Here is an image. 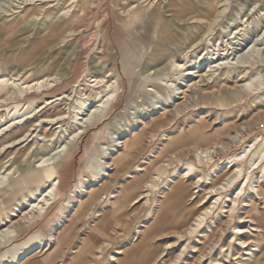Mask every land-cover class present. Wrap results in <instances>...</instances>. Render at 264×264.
<instances>
[{"label": "rangeland", "instance_id": "obj_1", "mask_svg": "<svg viewBox=\"0 0 264 264\" xmlns=\"http://www.w3.org/2000/svg\"><path fill=\"white\" fill-rule=\"evenodd\" d=\"M28 1L33 5L27 6ZM46 1L52 0H0V25L6 21L14 26L5 36L0 33V74L4 71L6 74L22 71V66L13 61L18 58L25 61L29 68L26 82L34 86L41 81L31 91L34 94L29 95L38 96L33 109L35 112L28 116L34 119L28 120L27 117L23 120H28L30 135H33L27 136L28 141L9 149L8 153L1 148L4 140L0 141V176L6 175L2 183L12 176L19 178L32 165L38 166L42 161L64 159L58 190L49 197L54 204H48L46 210L39 209L35 216L30 217L25 230L15 225L19 237L11 244L24 243L34 234L43 236V243L38 246L39 253L26 264H173L172 261L182 251V243L176 245L174 252L167 250L166 247L176 243V239L168 237L170 231L167 223L170 220L165 219L163 225H159L158 221L164 208L162 202L174 183L184 175L186 164L196 166L195 172L203 175V184L201 189H194V192H200L195 194L194 204L181 223L194 219L197 212L195 204L206 190L213 185L228 184L230 175L226 171L238 156H242L247 146L256 143L258 149L264 144V64H260L256 70L259 79L247 86L244 81L255 73L254 69L243 75L234 72L217 82V75H207L204 79L199 77L205 75L211 63L219 57L227 56L229 62L234 63L254 50L258 53V60L264 61V0H220L218 9L223 13L198 49L194 51L187 46V51L182 52L184 48L176 44L173 46L174 58L172 56L158 62L152 58L159 41L157 34H147L148 31L140 25L134 32L127 33L119 21L120 8L115 6V0H90L89 27L76 51L82 55L78 68L80 74L72 71L75 60L69 68V80L74 82V89L61 86L68 76L67 67L62 68L58 76L55 73L59 70H54L55 76L50 78L52 82L45 81L50 76L47 69L38 68L50 59H65L70 51L67 45L72 43L71 38L63 44L60 38H45L40 43L37 40L43 38L47 29L62 18L55 14L62 16L66 13L63 19H68L77 4L68 10L67 0H54L45 5L43 2ZM136 1L132 0V6L137 5ZM165 2L141 0L145 6L163 3V7ZM49 8L54 11L51 18L46 17ZM33 10L36 16L21 21L23 15ZM106 28L109 43L103 38ZM169 39V35L162 36L161 43L168 46ZM185 58L189 69L187 73L191 71L193 75L189 79L174 74L171 68L175 61L182 63ZM124 61L133 69L132 78L123 72ZM93 76L101 79L103 84L117 86L123 82V94L111 112L90 126L76 144L79 139H73L75 127L69 117L74 113L69 107L74 106L81 92H88L87 86L92 85L88 81L94 80L90 78ZM190 80L197 83L195 90L190 88ZM159 82H163V85ZM154 85L156 87L152 88ZM166 85L171 90H165ZM179 88L188 91L186 96L177 94ZM174 93L177 94L176 99L173 98ZM57 98L60 100L48 105L47 102ZM27 106L26 101H21L16 117L23 116ZM13 108L0 101V119L1 116L6 120L11 119ZM43 108L46 109L40 113ZM8 113L11 114L10 118ZM60 113L67 115L65 123H43L42 119L55 118ZM76 124H81V121L77 120ZM123 142L130 147L122 148ZM131 144L135 146L131 147ZM97 145L101 150H97ZM214 145H219L218 151L213 154L214 160H205L206 164L200 169L197 149H208ZM68 150L70 155L67 157ZM250 150H247V155ZM99 156L108 165L117 163V171L111 167L109 177L95 180L88 167L94 166ZM250 160L244 164V170L252 175L254 168H251ZM214 166L219 167L218 177L212 173ZM242 178L226 186L233 190L231 196ZM260 179L259 176L252 180L253 195L250 198H258L255 186ZM80 181L83 184L79 187ZM188 181V178L184 180L189 184L196 179ZM153 182L154 188H148ZM51 183L42 184L41 191H45ZM36 188V185H27L24 190L17 191L5 185L0 187L4 197L11 200L8 206L20 208L13 222L18 223L30 211L20 202L25 196L30 198V193ZM140 195L147 197L141 203L134 204ZM31 198L33 201L36 199ZM222 206L224 208L203 222L201 231L211 241H207L203 248L208 255L200 262L199 254H190L194 250L189 248L184 264H215L210 262L214 254L210 252L211 244L215 246V254L221 250L223 254L226 253L233 233L237 232L234 227L239 219L231 220L226 213L230 203ZM239 215L244 217L242 213ZM3 228L0 224V230ZM250 236L257 245H262L258 233ZM8 246L9 243L0 246V260L11 257L8 253L11 247ZM250 250L256 253L251 264H264V249L261 251L251 247ZM120 252L121 255H118ZM232 253V260L246 254L236 249ZM112 256L116 261H112ZM215 259L218 264H240V259L233 263H226L220 256ZM246 259V256L242 258Z\"/></svg>", "mask_w": 264, "mask_h": 264}, {"label": "bare ground", "instance_id": "obj_2", "mask_svg": "<svg viewBox=\"0 0 264 264\" xmlns=\"http://www.w3.org/2000/svg\"><path fill=\"white\" fill-rule=\"evenodd\" d=\"M51 2H54V0L43 3L48 5V3ZM136 2L137 5L132 6V0H115V6L120 8L119 21L124 25L127 33L132 31L134 32L136 27L140 25L148 31L147 34H149V32L157 34L159 41L156 43V49L154 51V55L152 56L154 60L156 59V62L168 57H172L174 55L173 46L176 44L181 45L184 48L182 52L187 51V46H189L188 48L196 51L201 45V42L212 31L213 25L218 21L223 13L218 9L220 0H166L163 7V3H152L150 6H145L143 3H141V0H137ZM27 3V6L33 5L31 1H28ZM67 4L69 5L68 10H71L74 5L77 4L75 9L72 11L70 18L63 19L64 16H66V13H64L62 16L61 14H55L56 17L60 16L62 18H60L58 23L52 24L47 29V34L43 38L38 39V42H36L40 43V41L44 40L45 38H60V43L63 44L65 40L71 38L72 43L67 45V47L70 48V51L65 59L63 57L58 60L50 59L49 61L44 62V64L38 66V68H46L50 76L45 81L52 82L53 80H50V78L55 76L54 70H59L57 73H55L58 76V74L61 73L62 68L67 67L66 72L68 71V74L66 75L68 76L63 80L61 86L65 88L71 86V89H74V82L69 80V75L71 73L69 68L72 66V61L75 60L76 65L72 71L76 75L80 74L78 68L82 55L81 53H76V51L80 47L78 46L80 40L83 38L86 30L89 27L87 23L90 16V0H67ZM34 7L36 6L34 5ZM51 8H49L50 10H48L46 13L47 18H51L54 15V11L51 10ZM76 8H78V10H76ZM36 11H39V9ZM36 11L33 10L31 12H27L26 15L21 17V21H26V18L36 16ZM7 12L9 13L11 11ZM13 27L14 26L11 24V22L3 21L0 25V33L5 36ZM238 33L239 32H236V34ZM165 35L170 36V39L167 42L168 46L161 43V38ZM103 38L104 41H107L108 43L110 42L107 28L104 29ZM236 38L237 37H235V39ZM208 54L209 53L207 52L206 55ZM215 57L216 56H213V58ZM186 60L187 59L185 58L184 62L182 63L175 61L171 67L172 72L174 74H180L183 79H189L192 75L191 71L187 73L189 69H187ZM13 61L22 66V71L13 74H6L4 71L2 72L3 74L1 73L2 76H0V101L7 105V107L14 106V115L11 119L6 120L3 116H1L2 118L0 119L2 120V122H0V141L4 140V142H2L1 148L3 150H7L5 153H8L9 149L15 148L25 141H28V139L26 140V137L30 135L31 126H29L27 123L29 119H34V117L28 116L35 112L33 109L34 105L36 104V99L38 98L36 95L32 97L29 95L34 94L31 91L34 89V87L40 85L41 83V81H38V83L33 86L26 82L25 76L27 75L29 68L24 64L25 61L23 62L22 60H18V58L14 59ZM260 64H264V61H259L258 53L254 50H251L244 57H241L234 63L229 62V58H227V56L226 58L219 57L216 61L211 63L212 66H210V70L208 69L209 71L205 75H201L199 77L204 79V77L207 75L211 77L217 75L215 80V82H217L220 79H224L225 77L228 78L234 72L243 75V73L254 69L255 73L250 76L248 80L244 81L247 86L248 84H252L259 79L256 70H258ZM122 67L124 74L129 78H132V67L125 61L123 62ZM90 78H94V80L88 81L92 84L87 86L89 88L88 92H81L79 97L75 100L74 106L69 107V109H72L74 113V115L69 117V119H71L70 123H73L75 127V131H73V139H79L76 144H78L82 137L88 132L90 126L111 112L123 94V82H120L117 86H115L114 84L111 85L109 83L103 84L101 79H96L94 76ZM54 82L56 83L57 80H54ZM43 83L44 82H42V84ZM159 83L161 86L163 85V82ZM151 87L155 88L156 86L154 85ZM190 88L195 90L197 88V83H195L193 80H190ZM165 90H171V87L166 85ZM178 90V95L186 96L188 92L183 88H179ZM149 92H153V90H150ZM177 94L174 93V99H176ZM42 95H44V93H42ZM65 98L66 97L64 96L63 99ZM58 100L60 99H53L51 102L47 103L48 105H51ZM21 101H26L28 106L24 111L23 116L16 117L17 114L19 115L18 107ZM44 109L46 108H43L40 113H42ZM8 116L10 118L11 114L8 113ZM79 116L83 117L78 119ZM27 117L28 120L23 122V120ZM66 119L67 115L65 113H60L55 118H45L42 120L44 124H59L62 122L65 123ZM77 120H80L81 124H76ZM63 126L61 125L60 127ZM32 135L33 134H31L30 137ZM121 144L122 148L126 149L130 147V145H128L126 142ZM132 146L134 147L135 145L131 144V147ZM96 148L97 150H101L100 145H97ZM218 149L219 145H214L212 148L208 149H197L196 157L198 161V167L201 169L206 164V161H213V154H215ZM248 149H251L249 151V155L246 154ZM69 152L70 151L68 150L66 155L67 157L70 155ZM7 156L11 157V154H8ZM249 159H251V168H254L252 172L254 174L252 175L244 170V164ZM63 160L64 159H60L58 161L53 160L52 162L45 160L40 162L38 166L32 165L28 170H26L24 174L20 175L19 178L14 179L12 176L9 178V180H6V183H2L5 181L6 175L3 177L0 176V187L5 185L12 189H16L17 191H22L27 185L37 186L35 191L30 193L31 197L36 198L35 201H33L31 197L27 198L26 196L21 200L20 204L26 205L30 211L25 213L23 218L18 223L13 222V218L17 217L20 208H14L13 205L8 206V204L11 203V200H8L9 198H5L3 191H0V224L1 227H5L0 230V246L9 243L10 246L8 247H11L8 250V253L11 254V257L0 260V264H26L33 257H35L37 253H39L38 250L40 247L38 246H41V243H43L42 235L34 234L24 243H20L19 245L11 244L18 236L15 225H19V228L25 230L27 228V224L30 223V217L35 216L39 209L46 210L48 207H45L48 204H50V206L54 204V202H51L49 197L54 191L58 190V186L60 184V169ZM102 161L103 158L99 156V161L95 162L94 166L88 167V170L91 172L95 180L98 177H109V170L111 167H114L113 171H115L117 168V163L108 165L106 162ZM195 167L196 166L194 164H186L184 175L180 181L174 183L166 195V200L162 202L164 208L161 209L158 224L163 225L162 222L165 221V219L170 220L169 223H167L169 225L168 231H170L168 237L171 236L176 239V243L168 245L166 249L173 251L176 248V245H180L182 243V251L180 254H178L176 259L172 261V263L184 264L185 261H187V251L189 248L194 250L193 252H190V254H199L198 261L202 262L203 258L208 255L206 250V252H203V248H205L206 244L208 243L207 241H210L209 238L203 234V231H201V229H203V222L210 219L211 214L215 215L221 208H224L222 205L230 203L226 213L229 214L231 220L239 219V222H237L234 227L237 232L233 233V237L225 254H223L222 250L219 251L218 254H215V246L214 244H211L210 252L214 253L215 255L213 254L210 257V262L218 264V261L215 258L220 256L222 257L223 261L226 260V263H233L234 260L237 259V261H239L240 259V264H251V261L255 259H253V257L256 253L251 252L250 248L256 247L257 250L261 249V251L264 249V144L258 149L256 143L252 144L250 147L247 146L242 156H238L232 163L230 169L226 171V173L230 175L227 180L228 184H217L213 185L208 190L205 189L206 191L204 190V195L202 197L199 196L200 200L195 204L197 212L194 219L190 222L185 221V223H181V219L188 214L189 208L194 204L196 199L195 194L200 192H194V189H201L203 184V175L199 174V171L195 172ZM8 171L11 172V169ZM218 171L219 167L214 166L212 173L216 174V177H218ZM104 172H108V174L106 175ZM241 176L243 178L240 181L238 188L233 193V196H231L230 194L233 190L227 189L226 186H230L232 183L239 180ZM259 176L261 179L257 181V185L255 186L256 195L258 198H250L251 195H253V189L251 190V182L253 179H258ZM187 178L189 180L188 182L193 180V178H195L196 181L194 183L190 182L189 184H186L184 180ZM56 181H58L57 184H55ZM49 182L52 183L47 186L45 191H41L40 187L42 184L45 186ZM81 184L83 183L80 181L79 187ZM147 187L154 188V182ZM37 192L40 193V195H38ZM88 194L90 195V193ZM146 197L147 196L140 195L134 200V204L141 203V201ZM225 198H230V200L225 201ZM249 198L251 200L249 203H247ZM8 211L9 213H7ZM240 213L244 214V217H242L243 215L240 216ZM10 224L11 226H8ZM253 233H258L261 238L262 245H257L255 241L251 240L252 238L250 235H253ZM201 234L203 235L201 236ZM199 245H201V247H199ZM37 247L38 249H36ZM234 249L246 252V254H243V256H239L232 260L231 258L234 256L232 252ZM118 255H121V252L118 253ZM244 256L248 257V259L242 260ZM112 261H116L115 256H112Z\"/></svg>", "mask_w": 264, "mask_h": 264}]
</instances>
